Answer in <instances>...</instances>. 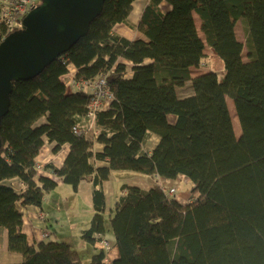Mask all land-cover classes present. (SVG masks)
<instances>
[{"label":"trees","instance_id":"obj_1","mask_svg":"<svg viewBox=\"0 0 264 264\" xmlns=\"http://www.w3.org/2000/svg\"><path fill=\"white\" fill-rule=\"evenodd\" d=\"M135 1L106 0L67 53L13 83L0 130V228L8 249L22 255L11 264H84L52 233L31 243L24 208L44 209L59 180L75 191L90 182L83 239L107 241L103 185L114 171L157 181L121 185L109 215L118 256L109 263L101 246L88 264H264V0H147L135 26L141 36L129 39L114 27L128 22ZM6 5L0 0V43L13 32ZM208 51L223 68L202 70ZM72 68L85 86L68 89L63 77ZM102 76L113 97L92 120L86 83ZM152 135L159 141L147 150ZM45 146L68 149L60 167L42 164L54 177L38 168ZM179 176L192 183L186 202L164 185Z\"/></svg>","mask_w":264,"mask_h":264},{"label":"water","instance_id":"obj_2","mask_svg":"<svg viewBox=\"0 0 264 264\" xmlns=\"http://www.w3.org/2000/svg\"><path fill=\"white\" fill-rule=\"evenodd\" d=\"M106 0H41L23 27L0 43V130L11 104L13 83L34 78L67 53L101 14ZM2 139L0 137V149Z\"/></svg>","mask_w":264,"mask_h":264},{"label":"rangeland","instance_id":"obj_3","mask_svg":"<svg viewBox=\"0 0 264 264\" xmlns=\"http://www.w3.org/2000/svg\"><path fill=\"white\" fill-rule=\"evenodd\" d=\"M41 1V0H39ZM136 7L134 8L133 14L136 16L132 18V21H135L138 18L140 13V8L142 7V2L137 1ZM236 31L239 39L244 41V34L242 32L241 25L238 23L236 26ZM209 62L207 61V65L203 67L202 70H208L209 68L220 69L223 68L222 61L211 51H209ZM244 59L246 60V51L244 50ZM197 71L194 69V72ZM228 104L231 110L233 120L235 121L234 126L237 135L240 134L241 128L236 117L235 107L233 100L228 97ZM42 165V163H41ZM42 170V168H41ZM121 174L122 175V182H128L129 184H139L140 186H147L148 184H153L157 181V178L154 176H143L142 174L130 171H114L113 175ZM111 178V177H110ZM114 178V177H113ZM164 185L167 187L174 186L176 188V197H182L183 193L190 194L192 193V183L186 176H179V178H170L164 181ZM113 189L115 190V195H113L112 188L109 186L108 189V197H110L109 204H112L111 207L109 206L106 211V234L105 238L108 242L112 245L115 244V239L113 233L111 232V222L109 219V215L111 213V208L114 206L115 199L120 194V189L118 187L119 181L118 179L112 180ZM66 187L71 188L70 184H64V187L61 189H54L50 191L52 194L47 193L44 207L48 212V217L51 220H58L57 222L52 221V229L57 233L58 239L68 241L72 248L76 249L80 255L82 256L84 264H88L91 260L92 256L96 254L97 250L101 247L100 243L93 245L92 243L83 239V230L84 226L83 222L86 224L88 218L90 219L93 215L90 199H89V191L86 188H82L79 190V194H72L70 193ZM47 200H49L47 202ZM112 201V202H111ZM111 202V203H110ZM41 214V213H40ZM40 215H38L39 217ZM37 217V218H38ZM89 222V224H90ZM87 226V225H85ZM86 228V227H85ZM88 228V227H87ZM45 232V231H44ZM54 238V236H53ZM113 247L111 246L110 252H112ZM17 255H21L18 252H12L8 249V231L6 228H1L0 230V264H11L14 262H18L21 258L18 259ZM109 258V257H107Z\"/></svg>","mask_w":264,"mask_h":264},{"label":"crops","instance_id":"obj_4","mask_svg":"<svg viewBox=\"0 0 264 264\" xmlns=\"http://www.w3.org/2000/svg\"><path fill=\"white\" fill-rule=\"evenodd\" d=\"M137 1H141L142 2V7L140 8V13L138 15V18L135 20V21H132V18L136 17L133 12H134V8L136 7V2ZM147 3V0H136L134 5H133V10L130 14V16L128 17V22L127 23H118L115 27H114V30L129 38V39H135V38H138L141 36L140 32H138V30L136 29V24L138 23L139 19H140V16H141V13L143 11V8L145 7ZM209 53V51H208ZM73 72H74V69L72 68L71 69V72H69L68 74L64 75L63 79L65 80V82H68L70 80V78L73 76ZM80 86L79 85H76V86H73L71 87V89H78ZM70 89V90H71ZM159 141L158 137H156L155 135H152L150 138H149V141L146 145V149L147 150H152L154 148V146L157 144V142ZM67 152H68V149L66 150H63L62 152L58 153V154H54L50 147L49 146H45L39 156V159L40 161L42 162V164L44 165H47L48 162H53L54 165H56L57 167H60L65 158H66V155H67ZM40 174L42 175H47V176H50V177H54V173H52V170L48 167H43V169L40 171ZM114 177V178H113ZM116 180L118 179L119 181V189H120V194H121V185L124 183L122 182V175L121 174H116V175H113L112 173V176L109 180L105 181L104 182V190H105V193H106V196H107V208L112 204H109V198L111 197H108V189L107 187L109 186L110 188H112V192H113V195H115V190L113 189V183H112V180ZM64 184L61 180H59V184H58V189H61L64 187ZM139 185V184H137ZM151 184H148L147 183V186H142L143 188L145 189H148L150 187ZM56 188V189H57ZM82 188H86L88 191H89V199H90V206L92 208V196H91V193H92V184L90 182H82L78 188L77 191H75L73 189V187L71 186V188L69 187H66V189L72 193V194H79V190H81ZM51 192H49L50 194ZM119 194V195H120ZM52 194H50L49 196H51ZM191 195L190 194H187V193H183V196L182 197H177V199L181 202H186L190 199ZM46 198V197H45ZM49 200H47L48 202ZM45 202V200H44ZM112 202V201H111ZM110 202V203H111ZM40 208V207H37V206H29V207H26L24 208V224H23V231L28 235V238L30 240L31 243H35V242H39V241H42L43 240V232L45 230H48L50 233H52V237L54 235V237H58L57 236V233L55 231H53L52 229V221L55 223L57 222L58 220H51L49 217H48V212L46 210V208ZM92 212H93V208L91 209ZM42 211L45 212L46 214V219L41 221L38 217V215H40V213H42ZM38 217V218H37ZM88 221L90 222V219L88 218ZM89 222H87L86 224L83 222V225L82 227H84V229H86L87 227H89ZM87 225V226H85ZM86 227V228H85ZM1 230V228H0ZM112 245V244H111ZM113 246V249H112V252L109 253V258L108 259V262L110 263L111 260H113L114 258H116L118 256V250H117V247L116 245H112ZM18 256V259L21 258L22 259V255H17ZM20 259V260H21ZM18 260V261H20Z\"/></svg>","mask_w":264,"mask_h":264},{"label":"built area","instance_id":"obj_5","mask_svg":"<svg viewBox=\"0 0 264 264\" xmlns=\"http://www.w3.org/2000/svg\"><path fill=\"white\" fill-rule=\"evenodd\" d=\"M39 0H6V7L3 10V19H8L11 28L14 31L20 30L23 27V20L27 13L36 5L39 4ZM107 80L105 76L100 77L98 80L92 83H86L90 87L91 91L94 93L95 97L89 106L88 116L93 120L95 118L96 112L100 108H104L109 104V101L112 99V93L106 88ZM68 89L71 87L79 85L80 87L85 86V84L78 83L74 76L66 82ZM78 132V130H76ZM39 170H41V163L38 164ZM174 190L171 189L172 193ZM39 219L41 221L45 220L44 214H40ZM43 235L46 238H50L51 233L48 230L43 232ZM100 245L104 247L108 254L111 253V245L108 241H101ZM110 249V250H109ZM109 257V255H108Z\"/></svg>","mask_w":264,"mask_h":264},{"label":"bare ground","instance_id":"obj_6","mask_svg":"<svg viewBox=\"0 0 264 264\" xmlns=\"http://www.w3.org/2000/svg\"><path fill=\"white\" fill-rule=\"evenodd\" d=\"M238 119V118H237ZM238 122H239V120H238ZM234 123H235V121H234ZM240 124V123H239ZM42 237H43V239H48V238H46L44 235H42ZM112 246V245H111ZM113 247V246H112Z\"/></svg>","mask_w":264,"mask_h":264},{"label":"clouds","instance_id":"obj_7","mask_svg":"<svg viewBox=\"0 0 264 264\" xmlns=\"http://www.w3.org/2000/svg\"><path fill=\"white\" fill-rule=\"evenodd\" d=\"M40 3V2H39Z\"/></svg>","mask_w":264,"mask_h":264}]
</instances>
